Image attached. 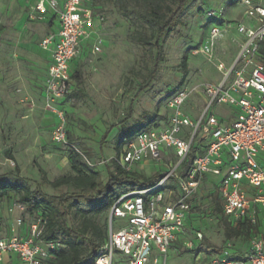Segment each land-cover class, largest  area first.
Segmentation results:
<instances>
[{
	"label": "built area",
	"instance_id": "1",
	"mask_svg": "<svg viewBox=\"0 0 264 264\" xmlns=\"http://www.w3.org/2000/svg\"><path fill=\"white\" fill-rule=\"evenodd\" d=\"M244 9V19L235 25L241 39L234 38L237 53L229 66H216L218 83L202 90L206 105L195 119L185 110L192 92L181 89L171 95V114L166 126L153 124L126 144L117 164L128 173L143 164L159 167V179L149 186L121 193L109 209L108 240L99 249L94 264H165L168 250L186 228L207 175L221 177L218 193L223 216L233 225L247 222L252 233L248 247L240 251L227 242L204 255L197 264H264V0H232ZM28 9L30 22L53 15L58 28L44 37L40 48L49 55L45 79V109L58 115L53 141L78 150L65 129L62 105L77 91L71 65L85 48L102 53L105 17L95 0H34ZM213 22L224 18L209 12ZM231 29L212 27L201 52L212 54L219 39ZM229 106L235 116L221 118L217 107ZM31 107L32 104L30 105ZM8 222L2 236L0 264H51L59 240L45 238L46 214L31 211L18 201L7 209ZM115 221L121 225L116 229ZM199 242L204 240L196 233ZM188 249L193 243L187 244ZM198 255L195 256L197 258Z\"/></svg>",
	"mask_w": 264,
	"mask_h": 264
},
{
	"label": "rangeland",
	"instance_id": "2",
	"mask_svg": "<svg viewBox=\"0 0 264 264\" xmlns=\"http://www.w3.org/2000/svg\"><path fill=\"white\" fill-rule=\"evenodd\" d=\"M100 8L105 17L103 51L81 62L80 95L68 98L61 110L70 142L107 185L109 172L116 174L114 162L120 156L117 155L119 142L151 119L153 122L148 128L153 124L166 126L171 114L167 108L171 95L183 88L189 89L192 94L185 110L195 119L199 118L207 103L202 90L206 84L221 80L216 66L230 65L237 53L234 38L241 39L235 25L241 19L247 23V19H244V9L230 0H189L179 24L160 39L163 59L153 75L158 52L157 30L141 28L122 17L111 0H101ZM209 12L221 15L224 22H213ZM229 25L231 29L218 40L212 54L201 52L212 27L224 31ZM141 34L151 39L150 48L138 43L137 37ZM44 36L43 27L25 21L24 0H0V184L19 178L32 190L58 198L79 190L73 185H51L58 178L74 173L69 161L71 149L53 141L52 133L59 117L45 109L40 97L45 77V61L40 51ZM184 56H187L185 77L181 68ZM216 111L221 118L233 117L236 112L226 105L217 107ZM9 153L13 159L8 157ZM156 168L143 164L135 167L134 173L139 179H149L156 176ZM220 180L221 177L207 175L185 231L168 250L165 264H197L204 255L222 248L228 241L236 251L247 249L250 238L227 239L222 216L214 214L215 203L221 204L215 188ZM11 201L0 198L2 236L10 221L7 209ZM90 218L108 230L109 210ZM81 223L79 215L68 218V225L74 231L80 230ZM120 225V221H115L116 229ZM197 232L203 234L202 242L196 239ZM188 243H193L192 249L187 248ZM115 263L125 264L120 256H116Z\"/></svg>",
	"mask_w": 264,
	"mask_h": 264
},
{
	"label": "trees",
	"instance_id": "3",
	"mask_svg": "<svg viewBox=\"0 0 264 264\" xmlns=\"http://www.w3.org/2000/svg\"><path fill=\"white\" fill-rule=\"evenodd\" d=\"M189 0H111L120 15L141 28L157 30L155 47L157 55L154 60L153 75L157 73L161 63L162 47L160 39L174 30L180 22V17ZM233 4L235 1L230 0ZM101 0H95L98 11ZM100 9V10H99ZM137 41L145 48L152 46L151 39L146 35H139ZM187 56L182 58L181 68L183 76L187 75ZM74 79L78 85H83L81 71H76ZM181 85V83H180ZM75 96L80 95V91ZM153 120L142 126L137 132L125 136L118 144L117 155L124 144L132 140L133 134L148 129ZM147 128V129H146ZM13 159L11 154H8ZM69 161L74 175L58 178L51 183L54 187L73 185L79 192L61 197H49L40 191L32 190L21 179L13 182H1L0 198L13 199L29 207L31 211L41 210L48 219L46 239L59 240L62 248L53 253L51 264H94L99 249L108 240V230L91 221L90 216L107 211L114 200L123 192L131 191L138 187L149 186L159 179L156 175L149 179H139L135 173L125 172L115 160V172H109V182L104 185L101 175L89 164L80 150L71 149ZM19 172V168H17ZM123 176L121 178L120 176ZM45 176H43L44 178ZM140 180V181H139ZM214 214L222 216L227 239L250 238L251 225L247 222H239L233 225L223 216L222 204L218 201L213 206ZM79 215L82 219L79 231H74L68 225V218ZM219 250V249H217Z\"/></svg>",
	"mask_w": 264,
	"mask_h": 264
},
{
	"label": "crops",
	"instance_id": "4",
	"mask_svg": "<svg viewBox=\"0 0 264 264\" xmlns=\"http://www.w3.org/2000/svg\"><path fill=\"white\" fill-rule=\"evenodd\" d=\"M33 1L34 0H24V5H25V21L29 25L43 27V30L45 32V36L44 37H46L48 34H50L51 32L55 31L58 28V22H57V20L55 18H53V15H48L46 17V19L44 21H41V22H30L28 20V9L34 3ZM40 51H41V53H42V55L44 57V61H45V77H44V82H43V84L41 86V93H40V97H42V100H44V96H45V79H46V75H47V69H48V66H49V55H48V53H46L43 50H40ZM90 56H91L90 49L89 48H85L83 50L81 56L72 63V65H71V72H72V76L73 77H74V74H75L76 71H78V70L81 71L82 70L81 67H80V64L84 60V58L85 57H90ZM81 73H82V71H81ZM80 88H81V86L78 85V83H77V91L74 94H76L79 91H81ZM74 94L72 96H75ZM149 171H150V168H149ZM156 171H159L160 172V170H158L157 168H156ZM156 171H154V172H156ZM157 174H155V175H157ZM212 177L214 178V176H212ZM208 180H210V179L208 178ZM215 188H216L217 191H219L217 186H215Z\"/></svg>",
	"mask_w": 264,
	"mask_h": 264
}]
</instances>
